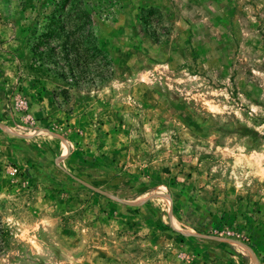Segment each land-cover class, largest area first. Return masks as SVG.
Instances as JSON below:
<instances>
[{
    "label": "rangeland",
    "instance_id": "1",
    "mask_svg": "<svg viewBox=\"0 0 264 264\" xmlns=\"http://www.w3.org/2000/svg\"><path fill=\"white\" fill-rule=\"evenodd\" d=\"M61 3L0 0V264H264V0H76L113 75L69 87L30 68Z\"/></svg>",
    "mask_w": 264,
    "mask_h": 264
},
{
    "label": "trees",
    "instance_id": "2",
    "mask_svg": "<svg viewBox=\"0 0 264 264\" xmlns=\"http://www.w3.org/2000/svg\"><path fill=\"white\" fill-rule=\"evenodd\" d=\"M76 0H62L61 8L62 15L61 19H48L50 21L48 24H45L43 31L37 34L34 43L32 42L31 53H32V65H30L31 70L35 73L44 75L42 73L48 74V78H57L63 80L65 84L75 85L79 82V79L82 78L81 74L87 71V69H96L97 71V80L99 84H102L113 75L111 70V61L110 59L97 47L96 41L91 37H83L79 34L81 28L85 27L84 23L77 27L76 29L70 27L66 29L65 22L62 19V16L66 15L69 17V20L72 16L71 14H80L90 18L87 9H79L75 6H72L69 10L66 11V6L72 4ZM143 15L141 17L143 23L147 27H151V24L156 22H161L162 14L155 8H148L143 10ZM77 17L75 16V19ZM61 20V21H60ZM89 22V19H87ZM62 25V26H61ZM59 32V35L58 33ZM33 33V34H34ZM78 33V38L75 37ZM148 34L153 39H159L158 35H155V31L150 29ZM58 38L59 41L55 46H51V41L48 39ZM62 38V39H61ZM98 62V63H97ZM85 70V71H84ZM71 76V82H66V76ZM65 88V87H64ZM196 223L199 227L203 228L209 224L214 225L215 222L212 220V213H206L198 211L195 213ZM223 221L216 223V227H228L235 228L236 230L243 229L246 234H248V239H250V246L255 247L261 244L258 233L251 226L246 227L242 223H235V219L231 217H222Z\"/></svg>",
    "mask_w": 264,
    "mask_h": 264
}]
</instances>
